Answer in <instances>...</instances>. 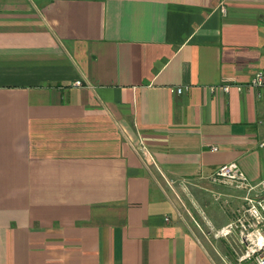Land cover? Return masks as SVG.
<instances>
[{"label":"crops","instance_id":"crops-1","mask_svg":"<svg viewBox=\"0 0 264 264\" xmlns=\"http://www.w3.org/2000/svg\"><path fill=\"white\" fill-rule=\"evenodd\" d=\"M260 69L264 0H0V264H221L167 180L264 177Z\"/></svg>","mask_w":264,"mask_h":264},{"label":"built area","instance_id":"built-area-1","mask_svg":"<svg viewBox=\"0 0 264 264\" xmlns=\"http://www.w3.org/2000/svg\"><path fill=\"white\" fill-rule=\"evenodd\" d=\"M223 10L225 11V9ZM77 84L82 83L77 81ZM249 85L256 88L260 96L262 95L264 69L258 70L253 75ZM185 88L187 87H176L173 90L182 93ZM225 88L229 89L230 86L226 85ZM260 146L264 148V139L260 142ZM138 147L147 163L154 162L151 150L143 140H140ZM211 180L244 189L243 204L236 211L235 217L217 229L215 235L227 240L233 239V244L240 249L237 257L242 264L251 261L252 264H264V177L258 181L250 180L240 165L233 161L219 166L216 172L212 174ZM167 181L174 192H176V184L184 189L192 183L187 179L179 181L170 179Z\"/></svg>","mask_w":264,"mask_h":264},{"label":"rangeland","instance_id":"rangeland-1","mask_svg":"<svg viewBox=\"0 0 264 264\" xmlns=\"http://www.w3.org/2000/svg\"><path fill=\"white\" fill-rule=\"evenodd\" d=\"M214 182L228 185L218 181ZM228 186L238 191L233 193V189H228L223 194L216 188L206 189L196 182L188 184V187L183 189L186 195L177 188L175 196L180 207L186 209L182 212L183 216L190 221V225L197 233L203 234L204 237H202L205 238L214 257L221 264H242L237 257L240 249L233 244V239L227 240L215 235L217 229L233 220L236 211L243 204L244 189L231 184ZM206 235L210 239H207ZM247 264H252V261Z\"/></svg>","mask_w":264,"mask_h":264}]
</instances>
